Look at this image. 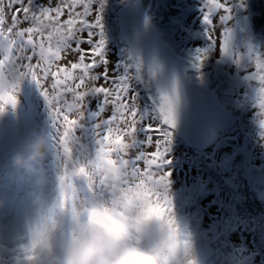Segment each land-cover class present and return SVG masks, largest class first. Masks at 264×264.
<instances>
[{
	"label": "rangeland",
	"instance_id": "obj_1",
	"mask_svg": "<svg viewBox=\"0 0 264 264\" xmlns=\"http://www.w3.org/2000/svg\"><path fill=\"white\" fill-rule=\"evenodd\" d=\"M114 1L118 0H99L106 40V66L110 72L120 71L125 64L132 63L125 50L126 44L119 35ZM119 1L126 4L134 0ZM181 2L186 6L179 8L182 18H178L171 12L173 6L179 7ZM202 2L177 0L174 5L173 0H154V11L150 14L154 26L166 41L187 57H193L198 46H207L205 25L200 22ZM229 2L233 7L232 20L225 23L232 29L234 50L242 54L240 64L237 65L231 58L221 57L218 22L217 31L212 33L217 38V48L202 72L195 71L190 78L207 84L214 82L223 104L239 111L229 131L239 139L250 133L256 143V153L264 162V140L260 137L257 108L254 107L255 102L249 105L244 102L246 97L254 100L255 95V83L245 79L252 71L248 53L262 51L264 54V41L259 42L257 51L246 43L244 33L239 30V23L253 9L251 0ZM164 10L169 11L175 19L173 24L166 26L159 23ZM189 14L192 18L185 26L183 21L189 19ZM4 15L6 28L11 23V10L5 7ZM28 26L26 23L19 25L21 28ZM82 47L87 49L88 45ZM77 56L78 53H72L59 63H68ZM211 72L215 74L214 77ZM133 88L138 94L141 108L148 112L153 105L148 102L138 79L134 81ZM19 98L17 112L7 104H0V264H67L69 244L95 239H109L129 249L132 256L139 249L154 257L156 264H167L169 249L174 244L172 234L175 225L143 215L139 222H133L121 214L122 209L117 208L110 197L86 199L81 194L74 203L68 184H74L79 193L86 192V184L81 178H76L74 182L69 180L64 189L60 187L58 177L63 173V167L55 146L50 144L52 129L44 126L47 116L38 85L25 78L20 84ZM99 104V98H89V124L97 115ZM85 132L87 141L91 131L85 128ZM144 150L154 151V145ZM168 159L171 161L167 167L171 171L169 194L172 200L182 195L192 196L197 190L206 192L202 201L204 219L200 226L195 227L187 222L180 227L186 238L195 237L197 240V244L190 248L194 264H210L202 259L211 249L208 239H204L207 234L203 231L223 230L225 223L230 222L229 211L234 209L231 206L236 207L238 201L247 196V191L245 188L231 187V176L237 175V172L230 167L229 151L226 149L194 150L183 144L173 132ZM206 165H210L209 171ZM247 214L235 219V224H232L235 227L225 244L229 251L225 255L226 264H264V216ZM169 231L171 233L167 235ZM217 243L221 245L219 241ZM26 250L33 257L30 262L24 261Z\"/></svg>",
	"mask_w": 264,
	"mask_h": 264
},
{
	"label": "snow or ice",
	"instance_id": "obj_2",
	"mask_svg": "<svg viewBox=\"0 0 264 264\" xmlns=\"http://www.w3.org/2000/svg\"><path fill=\"white\" fill-rule=\"evenodd\" d=\"M185 6L182 2L179 7L173 6L171 14L182 18L179 8ZM5 7L11 10V23L6 28ZM101 11L99 0H7L6 5L0 0V104L17 112L20 84L25 78L33 80L44 102V126L52 129L50 144L55 146L63 167L58 177L61 189L69 180L81 178L86 184L84 193L68 184L74 203L81 194L86 199L110 197L122 209L121 214L133 222H139L143 215L175 225L177 243L169 249L167 264H194L190 241L182 233L169 194L168 153L176 127L180 82L161 80L158 99L145 112L133 88L137 74L143 70L142 63L125 64L120 71L111 72L106 66ZM199 11L207 46L196 48L192 68L201 73L217 48L212 33L217 31L218 22L220 55L239 65L242 54L234 50L232 29L225 23L232 20L229 0H203ZM191 18L189 14L183 21L185 26ZM22 23L29 26L19 27ZM72 53H78L75 60L59 63ZM248 57L252 71L245 79L255 83L254 107L264 140V56L250 51ZM147 70L163 75L158 65ZM93 96L100 104L89 124V98ZM85 128L91 131L87 141ZM153 145L154 151L144 150ZM32 259L26 250L24 261Z\"/></svg>",
	"mask_w": 264,
	"mask_h": 264
},
{
	"label": "water",
	"instance_id": "obj_3",
	"mask_svg": "<svg viewBox=\"0 0 264 264\" xmlns=\"http://www.w3.org/2000/svg\"><path fill=\"white\" fill-rule=\"evenodd\" d=\"M118 6V26L121 38L126 42L129 59L142 63L143 70L138 79L145 90L149 101L158 99L160 81L180 82V100L177 105V136L191 148L204 150L215 142L221 145H232L236 152L232 156L237 169L242 172L249 183L264 184V168L252 165L253 146L250 136L246 138L244 147H239L236 136L224 137L223 131L231 123L233 112L223 106L219 95L207 84L189 78L194 72L192 60L177 53L153 26L149 12L153 0H135L132 3ZM167 13L162 23L167 22ZM158 65L163 75H152L147 69ZM153 105V103H152ZM260 193V192H259Z\"/></svg>",
	"mask_w": 264,
	"mask_h": 264
},
{
	"label": "trees",
	"instance_id": "obj_4",
	"mask_svg": "<svg viewBox=\"0 0 264 264\" xmlns=\"http://www.w3.org/2000/svg\"><path fill=\"white\" fill-rule=\"evenodd\" d=\"M252 11L245 17L240 23V31L244 33L246 43L258 49V44L261 41H264V0H251ZM66 18V17H65ZM214 73L211 72V76L214 77ZM211 87L214 88V82L209 83ZM253 102L250 99H247L246 102ZM255 101V100H254ZM239 111H237L238 113ZM96 115L94 116L95 119ZM91 132L89 133V135ZM213 176V175H211ZM206 192L201 193L197 190L192 196L182 195L173 199V204L175 211L177 212V219L179 224H184L187 222L193 223L195 227H198L199 224L204 219L203 205L202 200L205 197ZM230 213V222L225 225V228L220 230H211L203 231L207 234L204 239H208L211 245L210 251L204 255L202 258L203 261L210 264H226L225 255L228 254L224 248V241L227 240L229 236V230L232 228V224L235 219H238L241 213L251 212L253 215H261L264 213V204L254 203L249 197L246 199H241L238 201L236 207L231 206ZM166 233V231H165ZM171 232H167V235ZM174 244L177 243L175 232L172 234ZM185 237V236H184ZM210 239H209V238ZM186 238V237H185ZM190 245H196L195 237L188 238ZM221 244L218 246V242ZM182 247V241L179 242Z\"/></svg>",
	"mask_w": 264,
	"mask_h": 264
},
{
	"label": "clouds",
	"instance_id": "obj_5",
	"mask_svg": "<svg viewBox=\"0 0 264 264\" xmlns=\"http://www.w3.org/2000/svg\"><path fill=\"white\" fill-rule=\"evenodd\" d=\"M136 255L109 239H95L69 244L67 264H156L154 257L139 249Z\"/></svg>",
	"mask_w": 264,
	"mask_h": 264
},
{
	"label": "flooded vegetation",
	"instance_id": "obj_6",
	"mask_svg": "<svg viewBox=\"0 0 264 264\" xmlns=\"http://www.w3.org/2000/svg\"><path fill=\"white\" fill-rule=\"evenodd\" d=\"M164 12V11H163ZM172 18V17H171ZM173 18H172V23H173ZM252 142H253V144H254V146H255V141H254V139H253V137H252ZM240 145H244V140L243 141H241L240 142ZM214 147H216V148H219V146L218 145H215ZM232 152H234L233 150H230V153H232ZM260 157L258 156V154L257 153H254V158H253V162L254 163H256V164H258L259 166L260 165H264L262 162H260V159H259ZM240 175V177H241V179H242V176H241V174H239ZM264 183V182H263ZM246 184V182H242V181H239V179H237L236 181H235V183H232V185L233 186H235V187H238L239 185H242V186H244ZM247 185V188H248V190L250 191V195H249V197L251 198V199H253V200H256V201H260V202H262L263 204H264V185L263 186H261V187H259V189H260V191H262L263 192V198H261L259 195H258V188L257 187H255L254 185H248V184H246ZM258 197H260V198H258Z\"/></svg>",
	"mask_w": 264,
	"mask_h": 264
}]
</instances>
